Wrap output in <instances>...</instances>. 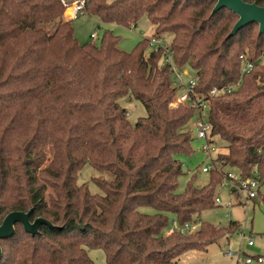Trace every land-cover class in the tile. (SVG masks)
I'll list each match as a JSON object with an SVG mask.
<instances>
[{
    "label": "trees",
    "instance_id": "16d2710c",
    "mask_svg": "<svg viewBox=\"0 0 264 264\" xmlns=\"http://www.w3.org/2000/svg\"><path fill=\"white\" fill-rule=\"evenodd\" d=\"M83 1L80 14L104 25L132 29L146 16L156 38L171 37L174 64L194 73L211 136L228 151L218 155L221 171L208 185L199 188L194 178L178 193V157L194 153L188 126L196 108L174 105L184 88L164 51L149 52L151 38L123 52L112 31L99 45L80 44L66 12ZM244 1L264 7V0ZM65 2L0 0V224L33 209L31 221L54 226L32 236L18 224L0 240V264H95L88 250H102L107 264H181L238 223L201 222L194 234L167 236L171 216L183 226L215 209L225 172L264 186V33L252 23L228 38L238 16L228 9L212 15L216 0ZM242 56L254 64L249 74L242 75ZM224 87L237 90L210 96ZM124 98L140 102L147 116L131 124ZM87 164L114 176L93 179L103 195L78 183Z\"/></svg>",
    "mask_w": 264,
    "mask_h": 264
},
{
    "label": "rangeland",
    "instance_id": "374dc122",
    "mask_svg": "<svg viewBox=\"0 0 264 264\" xmlns=\"http://www.w3.org/2000/svg\"><path fill=\"white\" fill-rule=\"evenodd\" d=\"M72 11L73 7L68 8L67 12ZM68 18H74L72 12L67 14ZM73 25L75 28V36L80 44L94 43L99 45L106 31H112L120 38L119 49L126 53H132L137 45L145 40L155 37V29L149 19L145 16L139 24L128 29L119 25H104L96 17L89 15H78ZM95 34L96 38L91 36ZM171 37L166 40L170 41ZM152 48L149 47V52ZM195 76L191 69L187 68L184 75V81H188L190 77ZM120 104L128 113V120L135 125L139 119L147 116L145 107L138 101L129 99H121ZM188 129L195 131V119L192 120ZM194 141L192 143L193 155H180L178 158L183 163L184 174L180 177L178 183V193H183L188 185L195 178V183L199 188L209 184L211 173H203L202 169L207 165V157L202 152L203 142L196 139L194 133ZM217 140L219 152L223 155L227 154V148L222 141ZM93 179H104L112 181L114 176L111 173H102L95 170L91 165L87 164L79 175L78 183L88 184L92 194L103 195V192L93 183ZM222 183V182H221ZM216 196L221 203L215 209L203 213L200 217L204 223L211 224L218 228H227L232 222L238 223V227L228 230V234L224 235L219 242L208 248V255L193 252L188 257L183 256L180 259L181 264H246L247 256L256 257L258 255L264 257V186L261 188V195L257 200L245 201L242 195L234 194L231 187H218ZM216 197V198H217ZM231 204L230 206H228ZM142 212L152 214L151 208H143ZM174 216H171V221ZM245 233V238L241 234ZM252 240L253 246H249L248 242ZM241 251V257L238 252ZM89 257L95 264H107L105 254L102 250H88ZM232 253V256L229 255ZM247 255V256H246Z\"/></svg>",
    "mask_w": 264,
    "mask_h": 264
},
{
    "label": "built area",
    "instance_id": "2783aa9c",
    "mask_svg": "<svg viewBox=\"0 0 264 264\" xmlns=\"http://www.w3.org/2000/svg\"><path fill=\"white\" fill-rule=\"evenodd\" d=\"M61 2L67 6L65 0H61ZM73 7V17L74 19L84 10L85 2H75L70 6ZM69 7V8H70ZM92 39L96 38V35L93 34L91 36ZM150 47L153 51L159 52L163 50L165 53V63L170 66L174 83L176 86H182L184 88L183 93L176 99L174 105H184V104H192L196 108V117L195 119V131L193 132L195 138L202 141V152L207 157V165H205L202 169L203 173L209 174L216 171H221V164L218 161V155L220 154L218 144L214 142V139L211 136V126L206 118V112L208 110L206 102H200L197 97L194 96L193 90L197 84V80L195 76L190 77V79L186 82L184 81V75L187 70L180 71L173 61V56L168 47L166 40L153 37L150 41ZM242 61V75L249 74L253 68L254 64L248 60L246 56L241 57ZM237 90V87H224V88H215L211 91V97H218L221 95L231 94ZM223 181L221 183V187H231L232 192L235 189L236 194H240L244 197L245 201L254 200L260 197V184L257 180H245L242 181L239 177L238 173L235 172H225L223 175ZM216 205L221 203L220 199L217 197L215 199ZM229 204L228 206H230ZM202 226L201 221H194L187 223L181 226L178 221L174 218L171 222L170 227L166 230V235L171 236L175 233L182 234H194L200 230ZM241 237L245 238V233L241 234ZM249 246H253L254 242L250 240L248 242ZM232 256V253H229ZM242 252H238V257H241ZM246 264H264V257H252L247 256L245 260Z\"/></svg>",
    "mask_w": 264,
    "mask_h": 264
},
{
    "label": "water",
    "instance_id": "95a60500",
    "mask_svg": "<svg viewBox=\"0 0 264 264\" xmlns=\"http://www.w3.org/2000/svg\"><path fill=\"white\" fill-rule=\"evenodd\" d=\"M222 9H228L238 16V21L228 35V38L235 36L242 28L256 23L259 25L260 34L264 33V7L256 3H247L244 0H216V5L212 15ZM33 209L28 212L15 211L6 216L0 224V240H7L16 233V226L20 224L24 230L32 236L39 234L43 225L54 228V226L44 218H37L31 221ZM3 257V249L0 245V262Z\"/></svg>",
    "mask_w": 264,
    "mask_h": 264
},
{
    "label": "crops",
    "instance_id": "0c3cea01",
    "mask_svg": "<svg viewBox=\"0 0 264 264\" xmlns=\"http://www.w3.org/2000/svg\"><path fill=\"white\" fill-rule=\"evenodd\" d=\"M72 19V18H71ZM74 19V18H73ZM233 193L235 194L236 192H235V189L233 190ZM260 195H261V193H260ZM255 201L257 200V199H254ZM200 221H201V219H200ZM202 222V221H201ZM193 252H190V253H188V254H186L188 257H190L189 255L190 254H192ZM198 253H202V255H204V256H206V255H208V249L206 250V251H204V252H198ZM186 255H184V256H186ZM247 256V255H246ZM256 257H263V256H260V255H258V256H256Z\"/></svg>",
    "mask_w": 264,
    "mask_h": 264
},
{
    "label": "bare ground",
    "instance_id": "6f19581e",
    "mask_svg": "<svg viewBox=\"0 0 264 264\" xmlns=\"http://www.w3.org/2000/svg\"><path fill=\"white\" fill-rule=\"evenodd\" d=\"M72 11L69 10V12H67L68 14H70Z\"/></svg>",
    "mask_w": 264,
    "mask_h": 264
}]
</instances>
